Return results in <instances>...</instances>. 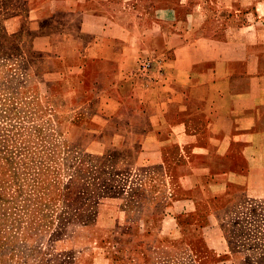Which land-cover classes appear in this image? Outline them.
<instances>
[{
    "label": "rangeland",
    "instance_id": "374dc122",
    "mask_svg": "<svg viewBox=\"0 0 264 264\" xmlns=\"http://www.w3.org/2000/svg\"><path fill=\"white\" fill-rule=\"evenodd\" d=\"M85 1L0 0V264H264V190L231 198L219 226L170 213L187 187L133 166L115 119L100 130L95 100L59 77L64 21L43 16Z\"/></svg>",
    "mask_w": 264,
    "mask_h": 264
},
{
    "label": "crops",
    "instance_id": "0c3cea01",
    "mask_svg": "<svg viewBox=\"0 0 264 264\" xmlns=\"http://www.w3.org/2000/svg\"><path fill=\"white\" fill-rule=\"evenodd\" d=\"M133 1L47 12L65 22L58 75L95 100L100 130L115 119L133 166L187 187L166 210H205L219 226L231 198L264 190V0Z\"/></svg>",
    "mask_w": 264,
    "mask_h": 264
},
{
    "label": "built area",
    "instance_id": "2783aa9c",
    "mask_svg": "<svg viewBox=\"0 0 264 264\" xmlns=\"http://www.w3.org/2000/svg\"><path fill=\"white\" fill-rule=\"evenodd\" d=\"M141 66H142V67H146V66H147V62L143 61V62L141 63Z\"/></svg>",
    "mask_w": 264,
    "mask_h": 264
}]
</instances>
